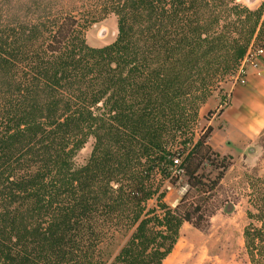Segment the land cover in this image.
I'll use <instances>...</instances> for the list:
<instances>
[{"label": "trees", "instance_id": "obj_1", "mask_svg": "<svg viewBox=\"0 0 264 264\" xmlns=\"http://www.w3.org/2000/svg\"><path fill=\"white\" fill-rule=\"evenodd\" d=\"M109 15L115 40L89 45ZM260 43L264 0H0V264H162L184 223L207 231L232 156L199 112ZM245 181L243 250L264 264V171Z\"/></svg>", "mask_w": 264, "mask_h": 264}, {"label": "rangeland", "instance_id": "obj_2", "mask_svg": "<svg viewBox=\"0 0 264 264\" xmlns=\"http://www.w3.org/2000/svg\"><path fill=\"white\" fill-rule=\"evenodd\" d=\"M236 1L251 9L257 8L261 2V0ZM116 35V17L109 15L87 28L86 40L89 45L99 47L113 42ZM258 45L261 46V43ZM239 86L244 85L240 81V76L237 77L235 74L222 84L221 91H214L200 109L199 125L212 126L210 144L221 154L232 156V164L221 179V188L218 191V198L223 200L228 197L229 200L224 202L211 217L210 227L207 231L197 230L189 223L182 225L179 239L172 250L175 253L179 249L183 255L182 260L177 258V264H250L244 254L242 241V228L246 223L245 209L247 206L245 173L253 169H256L259 174L264 171V157L262 159L264 151L257 142L260 133L264 130V122L251 136H245L235 130L232 122L233 116L230 113L238 98L237 92L234 90ZM262 86L264 90V81ZM224 96L226 103L220 105ZM260 105L264 115V98ZM221 108L223 111L218 113ZM223 113H226L227 116L223 115L222 119L221 114ZM91 148L92 140H89L76 157L78 164L85 163ZM203 170L211 172L212 176L217 173L207 164ZM165 185L169 187L166 190V193L169 192V201L179 195L181 197L187 188L185 177H181L174 185L168 182H165ZM118 248L117 244H112L107 250L116 253Z\"/></svg>", "mask_w": 264, "mask_h": 264}, {"label": "bare ground", "instance_id": "obj_3", "mask_svg": "<svg viewBox=\"0 0 264 264\" xmlns=\"http://www.w3.org/2000/svg\"><path fill=\"white\" fill-rule=\"evenodd\" d=\"M234 105V109L230 114L233 116L232 122L236 128L235 130L245 136H251L256 133L264 122V115L262 114L259 101L249 95H240ZM177 258L183 259L179 249L165 259L163 264H177Z\"/></svg>", "mask_w": 264, "mask_h": 264}, {"label": "crops", "instance_id": "obj_4", "mask_svg": "<svg viewBox=\"0 0 264 264\" xmlns=\"http://www.w3.org/2000/svg\"><path fill=\"white\" fill-rule=\"evenodd\" d=\"M263 81H264V54L261 57H259L257 60H255L253 64H249L246 66V74L244 76V81L241 82L244 86L236 87L234 91L237 92L236 94L238 97L240 95H249L257 99L261 103V101L264 98V90L262 88ZM223 115L225 116L226 113L221 114L222 119L224 118ZM179 198L180 195L174 197L172 201H169V192H167L165 196V201L170 206H174ZM172 252L166 257V259L170 257Z\"/></svg>", "mask_w": 264, "mask_h": 264}, {"label": "built area", "instance_id": "obj_5", "mask_svg": "<svg viewBox=\"0 0 264 264\" xmlns=\"http://www.w3.org/2000/svg\"><path fill=\"white\" fill-rule=\"evenodd\" d=\"M264 54V45L259 46L257 48H250L248 49L243 61L241 62V65L236 73V76H240V81H244V76L246 74V66L249 64H253L255 60H257L259 57H261ZM177 163V160L175 161ZM167 188H169L167 186Z\"/></svg>", "mask_w": 264, "mask_h": 264}]
</instances>
